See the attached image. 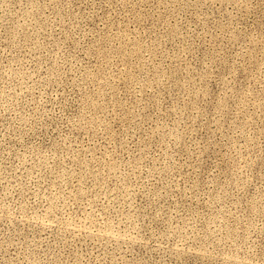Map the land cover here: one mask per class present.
<instances>
[{"label":"rangeland","instance_id":"rangeland-1","mask_svg":"<svg viewBox=\"0 0 264 264\" xmlns=\"http://www.w3.org/2000/svg\"><path fill=\"white\" fill-rule=\"evenodd\" d=\"M0 264H264V0H0Z\"/></svg>","mask_w":264,"mask_h":264}]
</instances>
